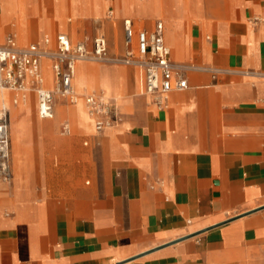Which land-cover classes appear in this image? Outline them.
Here are the masks:
<instances>
[{
	"label": "crops",
	"instance_id": "1",
	"mask_svg": "<svg viewBox=\"0 0 264 264\" xmlns=\"http://www.w3.org/2000/svg\"><path fill=\"white\" fill-rule=\"evenodd\" d=\"M77 1L66 0L74 19ZM92 1L98 2L79 0L80 16L100 19L108 6L107 22L94 37H104L108 45L110 23L119 20L122 54L123 19L146 31L162 23L173 61L236 74L213 79L189 73L188 88L172 92L166 107L156 109L144 94L139 69L130 67L136 77L121 69H101L109 76L121 75V99L102 88L91 90L118 99L110 98L119 120L97 135L90 129L92 118L85 128L75 129L97 146L100 172L82 168L89 180L78 179L63 192L41 197L29 178L38 167L26 164L28 149L22 140L17 165L9 158V184H0V264H264V78L238 73L264 72V25L250 24L252 17L264 15V0H154V12L144 11L146 0H133L139 4L129 12L135 19L125 14L123 0H106L105 7L99 1L94 9ZM54 17L46 28L58 21L62 31ZM65 25L67 33L56 34L54 49L59 35L71 41ZM10 33L19 46L32 44L20 40L14 25L6 35ZM90 40L86 35L78 42ZM42 44L53 50L49 35ZM46 72L52 89L46 87ZM41 74V87L53 90L50 61L41 62ZM137 89V97L127 96ZM12 93L16 104L18 95ZM58 103L68 104L56 98L51 119L37 116L48 121L57 112L66 118L60 134L69 136L75 121L66 107L57 111ZM27 107L22 116L31 115L23 121L34 128ZM38 124L39 130L49 131V124ZM58 142L67 145L70 140Z\"/></svg>",
	"mask_w": 264,
	"mask_h": 264
},
{
	"label": "built area",
	"instance_id": "2",
	"mask_svg": "<svg viewBox=\"0 0 264 264\" xmlns=\"http://www.w3.org/2000/svg\"><path fill=\"white\" fill-rule=\"evenodd\" d=\"M113 13L108 12L111 19ZM264 18L254 16L250 19L253 27L263 25ZM124 52L113 56L108 51L107 41L97 36L90 41L72 43L65 35L57 37L54 50L44 49L38 44L19 46L15 34H8L4 44L0 45V88L12 91L18 99H25L29 92L37 97V112L41 119H51L54 114L56 98L68 104H75L78 95L74 89L73 79L78 62L122 64L139 69L143 73V91L150 97L156 109L166 107L169 96L174 91L188 88L187 75L194 72L209 74L213 79L236 72L211 66H198L178 63L170 58V48L164 40L162 23H157L154 30L136 29L129 18L122 20ZM52 63L55 87L48 90L41 87L43 82L41 62ZM241 75H255L264 78V72L243 71ZM237 73V74H238ZM87 112L93 120L96 133L111 128L119 120L118 108L113 99L103 93H86L82 95ZM17 102V100L15 101ZM7 109L0 110V177L7 179L9 171L7 126L4 118ZM64 133H69V126L63 125Z\"/></svg>",
	"mask_w": 264,
	"mask_h": 264
},
{
	"label": "rangeland",
	"instance_id": "3",
	"mask_svg": "<svg viewBox=\"0 0 264 264\" xmlns=\"http://www.w3.org/2000/svg\"><path fill=\"white\" fill-rule=\"evenodd\" d=\"M33 1V2H32ZM0 0V43L3 41L4 36L10 30V27L14 25V30L17 32L20 40L22 39L24 44H29L33 42L40 43V47L46 49L47 46H43L42 38L47 34L50 36L52 40V46H49L54 50V38L57 33L65 32L66 25L68 26V35L73 43H76L83 39L84 36L88 35V38L92 39L95 35L100 34L98 29L101 27L103 22H107L105 19L107 7L106 0H98L92 1L90 3V7L93 9L99 6V1H101V5L105 8L102 11V17L100 19H87L82 18L80 16V2L78 3V10L74 13L78 15V18L74 19L71 10H69V6L66 0ZM52 1V0H51ZM25 2V3H24ZM147 3L143 5L144 11L152 10L155 11L154 0H146ZM53 3V7L51 6ZM25 5V7H24ZM135 1L131 0H123L122 6L125 11V14L131 18H136L135 15L129 13L132 9V6L137 7ZM32 8L34 12L31 14ZM54 9V10H53ZM114 16L116 17V9L113 7ZM55 12V14H54ZM58 17L61 21V29L60 23L55 21L53 26H49L48 21H52ZM259 16V15H257ZM125 16H120V18ZM264 18V15L259 16ZM46 19L45 24L41 21ZM68 19L70 22H68ZM48 20V21H47ZM50 22V24H52ZM75 22V23H74ZM155 20L152 22L154 24ZM73 23V24H72ZM72 26L75 24L76 29H72ZM145 25V23H142ZM264 25V22H263ZM45 27V28H41ZM111 31L109 36H106L108 40V48L109 52L113 56H119L122 54L121 49V26L120 21L116 20L115 23H110ZM21 40V41H22ZM81 66H85L87 68L86 75L83 78L78 76V71L73 80V85L75 87L76 92L81 97L83 94L91 91L92 89H105L108 92L116 95L121 99L124 95V90L122 85L119 83V75L109 76L103 74L101 69H105L106 67L121 69L126 73L129 72L130 75L137 76V72L135 69L124 66L122 64H106V63H92V62H81L79 63ZM48 75V80L50 83L46 84V87L52 89L51 76L49 72H46ZM138 81V77H137ZM9 95V99L13 101V93L3 89ZM1 91V90H0ZM99 93V92H96ZM139 90L136 92H127V96L137 97ZM136 94V95H135ZM27 99H29V104L27 107V113L33 112V123L35 125L34 128H31L25 124L21 113L24 110V107L19 104L21 101L18 100L19 103L14 104L17 106L16 108L20 111L21 116L18 119L19 123V146L20 150L22 147V140L24 148L28 149L26 164L31 166L38 167V173L29 175L31 183L34 184V188L36 192H40L41 197L49 196L50 194H56L63 192V187L66 186L67 183H73L78 179H83V181L89 180V177L86 173L82 172V168H86L91 166L95 172H100L102 168L103 162L98 158L96 154L97 146L93 144V142L86 136V134L78 133L75 130L74 124H72V132L69 136H62L60 134V124L66 119L62 116H59L56 112L54 118L48 121H42L37 116V98L35 93H30L27 95ZM82 100V98H80ZM80 101V100H79ZM19 106V107H18ZM58 106L63 107H71L74 104H64L58 103ZM2 104H0V108ZM82 111L85 110L83 109ZM122 113L125 110H121ZM127 112V111H126ZM86 114V113H85ZM27 118V117H26ZM5 124L8 129V134L10 138L11 134V121L12 118L10 116V112L7 109L6 116L4 118ZM38 122L47 123L50 125L49 131H42L38 129ZM91 130H95L93 124H91ZM94 134H98L94 132ZM70 140L69 144L65 145L63 142L59 143V140ZM9 171H12V164L9 160ZM0 184L8 185L9 181L6 182L3 178L0 177ZM41 187V188H39ZM62 187V188H60ZM42 193V194H41ZM43 195V196H42ZM36 198H40L38 194Z\"/></svg>",
	"mask_w": 264,
	"mask_h": 264
},
{
	"label": "bare ground",
	"instance_id": "4",
	"mask_svg": "<svg viewBox=\"0 0 264 264\" xmlns=\"http://www.w3.org/2000/svg\"><path fill=\"white\" fill-rule=\"evenodd\" d=\"M72 29H76V25L74 24L72 26ZM89 39V38H88ZM48 44V43H47ZM43 61V60H42ZM81 62H85V61H81ZM81 62H78L76 64V68H75V72L77 73L78 71V76L80 78H83L85 75H86V72H87V68L85 66H81L79 65V63ZM75 77V76H74ZM75 89V87H74ZM0 104H2V107L0 108V110L2 108H5V109H8L9 112H10V116L12 118V121H11V127H10V130H11V134H10V138L9 137V134H8V129L6 131V135H7V139H8V157L11 158L15 164L17 165V159H18V156H19V152H20V146H19V123H18V119L19 117L21 116L20 114V111L16 108L17 106L14 105L13 102L10 101L9 99V95L8 93H6L3 88H0ZM76 91V90H75ZM96 92H101L103 93V95L107 98H113V99H116L118 101L117 98L115 97H112V96H109L107 95L106 93H104L103 91H89L87 93H96ZM77 93V92H76ZM78 95V93H77ZM80 98H82V96L80 97L78 95V99H77V102L74 104V106H71V107H67V111H68V114L69 116L74 119L75 121V129H82L83 127L85 128V122L88 120V119H91L90 115L88 114L87 112V109H86V106L84 104V101L83 99L81 100ZM80 100V101H79ZM19 101H21V103L17 102L16 103H19V104H24L23 102H25L24 105H21L22 107L26 108L29 104V99H27V96L25 97V99H19ZM115 101V100H113ZM19 107V106H18ZM85 110V113L84 111L82 110ZM27 110V109H26ZM57 111L59 113L62 112V108H57ZM31 114H26V117L27 119L30 117ZM68 116V115H67ZM46 124V123H45ZM39 125V124H38ZM35 126V125H34ZM46 126V125H45ZM50 126V125H49ZM39 127V126H38ZM44 128V127H43ZM48 128V127H47ZM49 129V128H48ZM46 131V130H45ZM9 140H10V145H9ZM13 163V162H12ZM11 163V164H12ZM13 167V166H12ZM16 170L19 171L18 167H16ZM13 174V173H12Z\"/></svg>",
	"mask_w": 264,
	"mask_h": 264
}]
</instances>
